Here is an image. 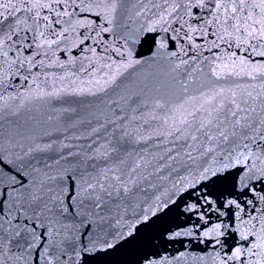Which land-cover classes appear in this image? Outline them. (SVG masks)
Listing matches in <instances>:
<instances>
[{
  "label": "snow or ice",
  "instance_id": "obj_1",
  "mask_svg": "<svg viewBox=\"0 0 264 264\" xmlns=\"http://www.w3.org/2000/svg\"><path fill=\"white\" fill-rule=\"evenodd\" d=\"M0 264H264V0H0Z\"/></svg>",
  "mask_w": 264,
  "mask_h": 264
}]
</instances>
